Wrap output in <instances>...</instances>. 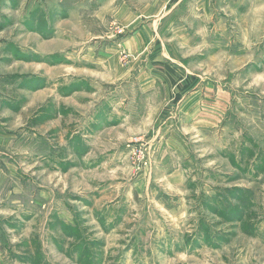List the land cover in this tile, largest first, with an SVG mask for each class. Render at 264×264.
<instances>
[{
    "label": "rangeland",
    "instance_id": "374dc122",
    "mask_svg": "<svg viewBox=\"0 0 264 264\" xmlns=\"http://www.w3.org/2000/svg\"><path fill=\"white\" fill-rule=\"evenodd\" d=\"M2 1L0 42L12 45L0 55L7 82L0 81V94L17 103L0 109V127L13 133L0 139V264H264V0L211 7L224 19L215 21L223 30L212 28L210 36H231L232 50L241 46L236 53H173L164 15L154 26L161 37L153 59L166 63L159 64V77L166 78L167 64L185 62L225 93L207 85L200 116L175 115L178 97L156 103L146 120L129 115L126 99H119L133 92L138 60L149 54L112 53L116 61L107 69L81 63L90 49L117 46L132 33L117 16L118 5L63 0L61 11L53 2L47 22L37 12L41 0ZM158 2L160 14L166 12V1ZM129 8L149 13L139 3ZM60 19L62 49L40 51L28 34L48 38ZM150 20L142 16L134 27ZM30 46L38 52L20 54ZM35 61L53 67L52 84ZM114 106L128 111L107 120ZM171 133L180 149L178 139L185 141L183 150L160 143ZM25 134L36 140L17 143Z\"/></svg>",
    "mask_w": 264,
    "mask_h": 264
},
{
    "label": "crops",
    "instance_id": "0c3cea01",
    "mask_svg": "<svg viewBox=\"0 0 264 264\" xmlns=\"http://www.w3.org/2000/svg\"><path fill=\"white\" fill-rule=\"evenodd\" d=\"M165 1H166V4H164V6L167 5V10L166 12L160 14L158 5L160 6V2L162 1L158 2V0H149L145 3H142V1H139V0H103L101 3L107 6V8H109L113 4L118 5L117 16L124 17V18L120 17L124 21V22L122 21L124 26L128 28L129 27L134 28L133 29L134 31L131 30L132 32L131 34H129L128 36L122 37V39L117 43V46L116 45L103 46L102 49H97V51L92 48L90 49V51L82 55L84 62H81L80 59L78 60V62L80 61L86 66H88L89 64L90 66H95V67L102 66L103 68L107 69V68H112L111 63L114 64V61H116L115 60L116 57L114 58L111 56L112 53L113 55H119L120 51L123 50L129 54H138V57H140L141 54H149V56L148 57L146 56L145 59H142L143 57H141L138 60V73L139 74L135 73L134 75L135 80L131 81V84L129 86L130 90H132L133 92H130L129 95L127 96L123 95L122 96L123 98L119 99L120 102L126 99L127 106H128L127 108L128 110H130L129 115L135 117V115H132V114L138 113V118L141 117V119H144V120H146L150 112L153 111V108L156 103L158 105L160 101H163V102L166 101V104H167L171 101L177 100L178 97L179 98L175 102V104L173 103L176 108V110L174 111V114L177 115L179 113L180 116L182 115L186 117V114H189L186 111H189V112H193L194 114L196 113V117H197L201 115L199 114L201 107H204L202 103V96L203 95L205 97L207 96V92L209 90V88H206L207 85H209V87L214 91L218 88V91H219L218 94H220V92L222 94L225 93L224 90H222V87H220L217 84L216 80H214L213 82H208L207 81L208 77L205 76L203 79V77L200 76L199 73L191 72V68L187 64H185V62L183 63L177 62V61L172 62L173 65H176V66H173L171 63L167 64V69H166L167 71L163 75L166 78L159 77V74H158L159 64L166 66V63L163 64V63L158 62L156 57L153 59L154 54H156L155 52H158L157 50H155L156 47L158 48V50L160 49L159 46H156L157 43L155 42V40L161 37L159 35L160 33L159 34L157 33L158 31H156V28L154 26L160 24V20L164 17V15L167 16V21L170 22V26H169L170 31L168 32V35H170L169 38H172V45H171L172 47H169V49L173 48L172 50L173 53H176L177 51H179L180 53V51L189 52L191 50L193 51L196 50L195 52H198L201 54L204 51H206L205 50L206 48L212 49L210 51L211 54H217V53L220 54L224 52L225 53H233V52L236 53V52H239V48L241 47V46H238V47H235L234 50H232L234 40L232 39L231 36L228 39L223 38L221 32H218L219 34L218 37L214 36L215 32H212V35L210 36V31L213 30L212 28H215L217 31L223 30V28H221L220 25L216 23L215 21H218L219 23H221L224 19V15L222 14V12L219 11L215 13V15L213 16L212 11H211V7L213 6L214 8L219 7L221 9L222 0H165ZM253 1L257 2V0H253ZM5 2L6 0L2 1V3L4 4ZM7 2L11 4L12 0H8ZM53 2L56 3L55 4L56 8H58L61 11H64L63 10V0H41V2L39 1L37 5L38 6L37 12H39L40 15H44V18L45 20H47V22L50 21L48 8H50ZM138 3L146 7L145 11L149 12V13H146L147 15L142 14V13L138 14V11L136 10L132 11L129 8L131 5L138 6ZM180 5H183L185 9L181 13L178 14V12L181 11ZM78 13L77 12L72 13V14H75L74 15L75 19H76V14L81 17V15H79ZM142 16L147 17V18L149 17L151 19L150 22L148 24L144 23L142 26L135 28L134 26L138 23V19ZM27 17L28 16L24 17L25 21ZM74 18L72 17L70 19L73 20ZM212 19L214 20L212 21ZM63 20L65 19H60L58 21H55V24L53 27L54 28L53 33L50 34L48 38H43L41 35V33L43 34V32H40L39 34H36L37 36L35 35L30 36L29 34H34V33H29L28 39L32 41H37L38 45L41 48L40 51L46 54L58 53L59 49H62L60 48L61 46L60 38L63 37V33H62L63 31L62 21ZM225 20H227V18ZM207 21L209 22L212 21V24L207 26L205 24ZM45 26L47 27V24ZM229 31L230 33L234 34L233 31H231L230 29ZM44 34L46 35L48 34L47 29L44 31ZM38 38L41 41H39ZM10 45H12L10 41H8L7 43L0 42V55H3L7 47ZM28 48L29 49L27 50L25 47H22V50H20L22 53L20 54L24 56V55H29V53L31 54V52L32 53L38 52V50L32 46ZM244 53L247 54L248 52L245 51ZM13 54L15 55V51H12L11 53L10 51L8 52V55L11 57H14ZM86 54L92 55L90 61L89 59H85L84 56ZM22 61H19V62L23 63ZM35 62H37L36 64H38L39 67L46 69V73L49 74V77H50L49 79L50 84H52L53 76L56 77V75H53L54 71L51 70V68L53 67H49V70H48L46 66H42L43 64L41 61H35ZM9 63L13 64L17 62L12 60ZM134 64L135 63L129 66H132ZM119 69L120 68H117L116 70H119ZM181 69H183L186 72L185 75L180 73ZM128 71H129L128 68L125 69L123 67L122 72L125 73V75H127ZM15 74L17 73H13L11 75L13 76ZM28 77L29 76H27V78ZM4 80L5 78L0 76V81H2L4 85H6L7 82H3ZM79 82H84V81L81 80ZM124 83L127 85L128 79H125ZM200 84H202L203 86H201ZM9 85H12V83H9ZM198 87H199V90L194 91V89H197ZM138 89H140V92H138ZM139 100L145 103L144 105H142V108H144V112L143 110H141V112L138 111L140 110V107H141ZM109 101L110 99H107L105 103ZM16 103H17L16 100L12 99L8 95L0 94V109H2L3 111L4 110L11 111L13 108H15ZM127 108L123 110L124 113L127 110ZM123 111H120V108L118 106H114L110 113V108H109L106 114V118L107 120H110L112 118V114L113 115L117 114V116L120 117L121 115H123ZM180 112H183V113H180ZM193 113H191V115ZM168 117H172L171 112H170V116H167V118ZM168 124L169 125L171 124L170 121H168ZM93 126L95 127V124H93ZM161 127H164V126H161ZM161 129L163 131V128ZM170 129L171 128H167L166 129L167 132ZM25 130H27V132L30 131L28 129H25ZM171 135L172 136L167 137V138L164 136V138L160 139V143L163 142L164 144H166V149L168 146V147H172L174 150L175 148H177L178 150H183L186 147V144L184 143L185 141L178 139V142L181 144V149H180V146L176 145L177 142L174 141L175 134L171 133ZM12 137H13L12 132L7 131L6 129L4 130L2 127H0V139L4 141H8L12 139ZM42 138H44L45 141L39 139V142L48 143L49 149H51L50 144L48 142L49 139L46 137H42ZM20 139L21 141L23 140L24 142H21ZM35 140L36 139L29 140L28 135L25 134V135H22L21 137L19 136L16 142L27 144V143L34 142ZM40 154L42 155V153ZM9 156L10 154L7 156L8 160H10ZM11 156H12L11 159H15L14 155H11ZM51 156H54L55 159H58L55 153L51 154Z\"/></svg>",
    "mask_w": 264,
    "mask_h": 264
}]
</instances>
